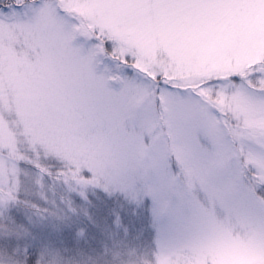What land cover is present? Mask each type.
<instances>
[{
  "label": "rangeland",
  "instance_id": "374dc122",
  "mask_svg": "<svg viewBox=\"0 0 264 264\" xmlns=\"http://www.w3.org/2000/svg\"><path fill=\"white\" fill-rule=\"evenodd\" d=\"M29 255L264 264V0H0V264Z\"/></svg>",
  "mask_w": 264,
  "mask_h": 264
},
{
  "label": "snow or ice",
  "instance_id": "6c2138e0",
  "mask_svg": "<svg viewBox=\"0 0 264 264\" xmlns=\"http://www.w3.org/2000/svg\"><path fill=\"white\" fill-rule=\"evenodd\" d=\"M173 87V86H166ZM159 88V82H157ZM141 182H137V187H140ZM119 197L123 196L122 192H118ZM167 200V207L165 208L164 201ZM111 200L108 204L111 205ZM138 205L152 217L153 226L158 231L163 232L176 219V212L172 204L171 198L163 191L153 189H142L140 197L137 200Z\"/></svg>",
  "mask_w": 264,
  "mask_h": 264
},
{
  "label": "trees",
  "instance_id": "16d2710c",
  "mask_svg": "<svg viewBox=\"0 0 264 264\" xmlns=\"http://www.w3.org/2000/svg\"><path fill=\"white\" fill-rule=\"evenodd\" d=\"M35 260V256L34 255H29L28 257V263L32 264V262Z\"/></svg>",
  "mask_w": 264,
  "mask_h": 264
}]
</instances>
